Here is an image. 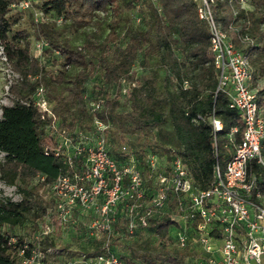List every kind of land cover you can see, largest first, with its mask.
Here are the masks:
<instances>
[{"label":"trees","instance_id":"16d2710c","mask_svg":"<svg viewBox=\"0 0 264 264\" xmlns=\"http://www.w3.org/2000/svg\"><path fill=\"white\" fill-rule=\"evenodd\" d=\"M10 2L0 0V44L19 77L9 87L12 103L0 107V180L15 186L19 199L0 197V228L4 224L21 226L27 221L36 226L50 213L54 204L50 186L61 171L60 160L52 152L56 144L53 130L66 134L86 131L95 115L104 122L110 120L109 128H115L112 133L118 132L124 140L126 135H144L137 147L124 150L108 146L112 157L123 159L148 149L168 158L176 155L195 186L205 188L212 183L216 162L224 167L233 142L241 136L242 125L237 111L229 107L226 94L214 93L217 74L209 29L206 21L197 16L195 0H38L42 14L54 17L36 25L39 37L47 42L43 50L51 57L55 71L30 55L28 39L23 41L21 35L11 32ZM247 2L243 7L239 0H214L213 15L234 46L248 55L252 85L261 98L264 0ZM134 8L140 10L136 22L137 15L131 13ZM57 17L64 19L61 25L56 23ZM104 18L108 19V31L101 40L90 34L79 43L73 40L72 29L99 28ZM136 62L142 67L161 68L164 74L160 79L152 72L138 75ZM92 63L100 81L89 92L86 84L94 73ZM71 66L75 67L74 72H70ZM28 74L36 77L30 80ZM121 81L129 84L125 109H120L119 95L108 92ZM40 85L53 116H43L34 103L33 95ZM98 97L104 98V104L92 112L88 99ZM212 113L222 122L217 132L208 119ZM166 122L170 135L165 131ZM233 126L238 130L230 137ZM154 129L162 140L150 139ZM249 172L263 174V168L251 161ZM46 193L51 198L47 199ZM166 206L129 234L132 239L125 246L128 254L119 256L125 264H197L195 247H179L175 241L180 226L172 218L175 196L169 197ZM123 220L126 228L125 214ZM145 229L151 235L143 237L139 230ZM56 232L57 229L53 231ZM52 234L43 236L41 241L54 245ZM10 236L0 229V264H19L17 252L24 241L17 236L13 246ZM93 245L95 253L103 249L100 239H94Z\"/></svg>","mask_w":264,"mask_h":264},{"label":"built area","instance_id":"2783aa9c","mask_svg":"<svg viewBox=\"0 0 264 264\" xmlns=\"http://www.w3.org/2000/svg\"><path fill=\"white\" fill-rule=\"evenodd\" d=\"M195 1L197 16L206 21L209 29L217 74L214 93L226 94L229 107L237 111L242 125L241 136L233 142L224 167L216 162L214 180L199 188L179 156L168 158L148 149L123 159L112 157L105 135L108 120L104 122L96 115L86 131L66 134L53 130L56 144L52 152L61 163V171L50 186L54 206L36 232L35 246L24 242L18 249L19 264H53L52 258H57L61 249L53 245L41 249L40 241L55 229L62 231L73 223L77 212L89 217L87 233L102 240L103 247L92 255L83 253L81 261L123 264L110 249L118 206L125 205L126 230L130 234L138 224L145 225L152 213L162 210L171 195L176 199L172 218L180 225L175 241L179 247H195L197 264H264V95L259 98L257 88L252 85L248 55L234 46L215 20L214 0ZM239 3L244 7L248 2L239 0ZM21 4L27 7L29 1L23 0ZM36 46L42 50L47 42L41 39ZM119 87L124 94L129 90L124 81ZM33 96L43 116H53L42 85ZM103 104V97L88 99L92 112L100 110ZM208 119L214 132L222 128L214 113ZM237 130V126L231 127L229 136ZM251 161L263 168V174L249 172ZM143 170L150 179L151 191H147ZM15 241L14 236L9 237L13 246Z\"/></svg>","mask_w":264,"mask_h":264},{"label":"rangeland","instance_id":"374dc122","mask_svg":"<svg viewBox=\"0 0 264 264\" xmlns=\"http://www.w3.org/2000/svg\"><path fill=\"white\" fill-rule=\"evenodd\" d=\"M23 0H11L8 10V15H12V22H11V32L12 33H18L21 35L19 37L21 40H29L30 41V48L29 52L30 55L37 57L42 65H45L46 68L52 69V71H55V65L49 61L51 57L48 56L47 53L44 52V50H39V47L36 46V44L42 39L39 37L38 30H37V22L43 21L44 19H54V17H46L42 14V12L39 9L38 0H28L29 5L27 7H22ZM140 10L138 8H134L131 10L132 15L140 16L139 14ZM128 15V13H127ZM135 16V17H137ZM58 25H61L64 21L62 17H57L55 19ZM69 20L67 19L66 22ZM136 22V19H135ZM108 19L104 18L102 21L101 26L98 28L94 26H89L78 30H71V33L73 34V40L77 43L83 40L84 36L87 34L92 35L93 38L97 39L98 41L101 40L105 34L108 31ZM52 56V55H51ZM94 73L91 76V78L87 81V87L88 91L95 90L96 83H99V74L98 69L94 65V63L90 66ZM135 71L138 75L146 72H152L156 79H160L163 74L164 70L161 68H157L155 66L152 67H142L138 62L134 65ZM75 67L71 66L70 72H74ZM19 76L18 74L13 71L11 66L6 60V57L4 55V52L2 50V46L0 44V107L2 105H8L12 103L13 94L10 92V85L15 82V79H17ZM36 76L28 74V79L33 80ZM125 84V83H124ZM127 86V84H125ZM88 94L90 95V93ZM108 92L110 95L118 94L119 99L121 101V107L120 109H125L128 107V101L126 100L127 96L126 94L122 93L120 90V87L113 86L108 89ZM1 114V109H0ZM109 126L105 130V135L107 139V145L111 147H115V149H128L131 146L137 147L139 145V141H142L144 138V135L142 134H131L126 135V139H122L118 132L112 133V129L115 128H109L110 120H108ZM165 131L168 135L170 132V125L168 122L165 124ZM113 127V125H111ZM150 139L152 140H162L161 137L158 135L157 131L154 129L152 130V133L150 134ZM139 139V140H138ZM170 144V143H169ZM3 153L0 152V158L2 157ZM144 176L146 179V185L148 186L147 191H151L150 189V179L148 178L147 172L143 170ZM51 194L46 193L47 199L51 198ZM7 196L12 198L13 200L19 199V194L16 192V188L13 185H7L4 182L0 180V197ZM54 204L52 205L53 208ZM124 206L123 204H120L115 212V220L113 222V235L111 237L110 242V249L115 252L118 256L126 255L128 254L127 250L125 249V246L129 241L132 239V237L129 235L128 231L125 228L124 220H123V214H124ZM51 208V209H52ZM167 211L169 210L168 206L165 208ZM46 216L43 217V221L46 220ZM89 217L85 214H82L80 212L76 213V218L73 223H70L65 229L62 231L57 229L56 233H53V241H54V247L57 249H61V254L57 256V258L53 257L52 261L53 264H85L83 261H81V255L83 253L92 255L95 253L94 251V245H93V238L90 237V235L87 233L86 225ZM42 220H39L37 222V225L34 226L32 222L27 221L21 226L11 227L9 225H2L0 228L1 231L4 233H7L9 235H12L17 238V236L21 237L22 240L26 243H31L35 245L37 242L36 238V232L40 228L41 224L43 223ZM141 232V235L148 236L151 235L149 231L145 230H139ZM138 231V232H139ZM137 232V233H138ZM136 233V234H137ZM137 236V235H136ZM43 241V240H42ZM40 242V248L47 246V242ZM120 258V257H119ZM121 259V258H120ZM122 260V259H121ZM122 263L125 264L122 260ZM184 263H188L186 260ZM137 264H140L137 262Z\"/></svg>","mask_w":264,"mask_h":264}]
</instances>
